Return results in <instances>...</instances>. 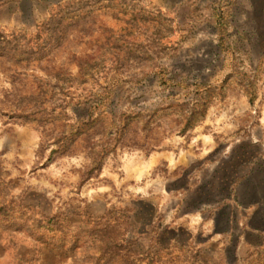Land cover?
Instances as JSON below:
<instances>
[{
  "label": "rangeland",
  "instance_id": "374dc122",
  "mask_svg": "<svg viewBox=\"0 0 264 264\" xmlns=\"http://www.w3.org/2000/svg\"><path fill=\"white\" fill-rule=\"evenodd\" d=\"M81 1L87 0H0V30L48 36L43 24L58 5ZM88 1L96 11L75 17L65 41L47 58L23 65L0 57V172L8 185H0V201L10 208L1 214L9 220L0 229V264H87L79 250L90 244L88 237L43 242L45 229L30 218L43 212L69 216L70 230L78 233L101 214L129 216L128 237L144 250L155 238L181 236L203 240L209 254L247 257L264 242V233L244 228L257 211L251 202L264 199V0H126L127 13L107 7L109 0ZM132 14L141 23L140 39L161 57L133 60V69L101 78L116 82V93L96 133L60 148L58 139L71 122L94 105V118L100 111L93 99L78 102L72 85L53 99L57 108L47 120L15 114L24 95L37 94L47 82L51 93L58 89L56 71L76 75L78 56L96 52L108 29L125 27ZM160 35L164 44L156 49L150 42ZM222 36L225 48L219 47ZM161 62L201 69L215 87L224 86L222 94L216 89L206 116L188 129L184 110L193 106L197 81L173 90ZM240 72L256 83L255 102L241 89ZM139 110L118 131L120 115ZM108 140L116 148L93 168L95 150ZM27 203L32 207L26 210ZM229 228L234 250L225 249Z\"/></svg>",
  "mask_w": 264,
  "mask_h": 264
},
{
  "label": "trees",
  "instance_id": "16d2710c",
  "mask_svg": "<svg viewBox=\"0 0 264 264\" xmlns=\"http://www.w3.org/2000/svg\"><path fill=\"white\" fill-rule=\"evenodd\" d=\"M106 5L107 7H112L114 12H117V9H121V12L127 13V2L123 5L121 3L115 4L113 0H109ZM58 9L57 12L51 14L50 21H44L43 25L50 32L48 36H43L41 31L37 35L27 30L8 35L7 32L0 30V57L14 58L17 63L23 65H30L45 59L65 41L68 29L74 23L73 19L75 17L81 18L83 13L87 14L96 11L91 4L89 5L88 0L74 5L72 3L58 5ZM99 9L97 8V11ZM136 17V15L132 14V18L127 21V25L119 28L118 31H114L115 26L113 27L114 30L108 29L110 34L105 36L104 41H100L101 44L96 52L78 56L80 69L76 75L69 74L66 70L60 69L56 71L54 87L58 89L55 92L51 93L53 84L47 82L37 94L24 95L16 103L17 107L15 106V108L16 110L19 109L20 112L15 114L19 117H24L26 120H47L52 112L51 108L53 110L57 108L53 105V99L57 95L67 93L68 86L72 85L75 87L73 94L78 96V102H83L89 98L93 99L100 107V111L98 117L94 118L93 108L96 107L94 105L86 116H80L76 121L71 122L58 139L60 148L66 151L68 146L80 135L87 132L89 135L96 133L98 118L104 115L106 108H108V103L113 100L116 93V82L103 83L101 78L108 80L112 73L121 75L126 69H133V60L147 62L160 59L161 57L155 56L158 52L150 51L144 41L140 39L141 32L138 31V28L141 23L135 22ZM221 22L222 18L219 19L218 23ZM111 32H114V34L111 35ZM150 43L154 48H159L164 44L162 35L159 38L156 37ZM226 43L225 36H222L219 47L225 48ZM157 65L163 67L162 69L165 72L163 79L166 83L172 84L173 90L179 83L187 82L191 85L190 81L193 78L197 81L198 90L196 92L197 96L193 100V106L190 108H187V106L184 110L185 129L194 126L206 116L217 90H219V94L223 93L224 86L215 87L214 84L209 82L208 76H205L201 69L199 71L190 70L185 67H177L176 65L168 66L162 64V62ZM134 77L132 75L131 79L133 80ZM240 87L248 95L250 101L255 102L258 97V90L254 80L244 75L241 78ZM60 106L62 109L61 113H63L64 108H62V105ZM134 112H136V115L143 113L139 110L127 115L128 113L125 111L120 115L119 121H115L120 123L118 131L126 129L129 124V116H132ZM109 113L112 114V112ZM113 144L114 142L108 140L98 146V149L95 150L93 168L101 167L105 156L116 148ZM0 185L4 186V188L8 187L1 172ZM243 204V201L237 202L239 207H242ZM252 204L257 205V211L250 216V220L244 224V228L263 234L264 199H256L251 202V206ZM23 206L25 209L31 208L32 204L27 203ZM9 211L8 202L0 201V229L4 227L5 221L9 220L2 218L1 214H7ZM93 216L94 214L92 218ZM30 218L38 222L37 228L45 229L44 234L46 237L43 242L48 244H63L66 240L72 243L78 237H88L90 244L79 250V254L83 255L87 264H264V242L253 246L254 250L241 260L236 258L237 256L234 255L233 251H231L233 255L230 252L228 253V251H225L226 254L223 256L220 253L209 254L208 248L202 244L203 240L193 238L184 240L181 236H172L167 241L155 238V241L147 249H141L140 246L135 245L133 239L128 237L131 222L129 216L123 214L111 217L108 216V213L101 214L93 218L88 230H81L79 233L76 230H70L73 221L69 220L67 215L43 212L35 218L33 216ZM234 219L236 221V215ZM225 233L230 235V244L225 249L234 250L237 246L234 230L229 228L225 230Z\"/></svg>",
  "mask_w": 264,
  "mask_h": 264
}]
</instances>
